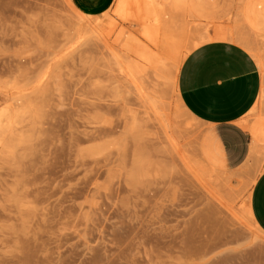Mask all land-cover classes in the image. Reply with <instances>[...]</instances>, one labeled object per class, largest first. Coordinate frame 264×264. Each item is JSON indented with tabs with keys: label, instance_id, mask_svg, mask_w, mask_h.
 <instances>
[{
	"label": "rangeland",
	"instance_id": "rangeland-1",
	"mask_svg": "<svg viewBox=\"0 0 264 264\" xmlns=\"http://www.w3.org/2000/svg\"><path fill=\"white\" fill-rule=\"evenodd\" d=\"M245 2L114 0L80 17L67 0H0V264H264V233L244 212L264 146L232 163L177 89L206 41L264 60ZM77 19L95 30L76 37ZM148 49L165 56L156 90L170 139L141 97ZM259 68L260 95L237 122L251 137L264 125Z\"/></svg>",
	"mask_w": 264,
	"mask_h": 264
},
{
	"label": "crops",
	"instance_id": "crops-1",
	"mask_svg": "<svg viewBox=\"0 0 264 264\" xmlns=\"http://www.w3.org/2000/svg\"><path fill=\"white\" fill-rule=\"evenodd\" d=\"M80 12L96 16L114 0H70ZM262 85L259 65L241 44L212 39L193 48L183 60L177 78L179 99L195 119L211 126L232 163L247 152L260 151L264 135L254 138L237 122L254 106ZM248 205L255 223L264 232V169L251 186Z\"/></svg>",
	"mask_w": 264,
	"mask_h": 264
},
{
	"label": "bare ground",
	"instance_id": "bare-ground-1",
	"mask_svg": "<svg viewBox=\"0 0 264 264\" xmlns=\"http://www.w3.org/2000/svg\"><path fill=\"white\" fill-rule=\"evenodd\" d=\"M201 1V0H200ZM67 3L71 8L74 9L76 13L80 17H92L87 14H84L80 11H78L73 4L71 3L70 0H67ZM170 5L173 7V9H178V8H183L186 4L189 3V0H169ZM241 14L245 20V22L262 32H264V0H246L245 4L242 7ZM78 23H80V28H78L76 37H79L83 34V30L88 31V32H93L96 28L97 23L93 24V21L88 20V21H83L81 19H77ZM226 37L225 34H220L219 37ZM230 36V35H228ZM197 44H194L193 46L195 47ZM141 72H142V77L148 80L147 85L144 84L142 87L144 91H141V97L143 101V105L147 108V110L152 111V113L155 115V118H158V123L160 128L162 129V132L165 135L166 139H170L169 136L166 135V124L161 120L158 111H160L163 108V102L160 100V96L157 94L156 87L161 84L160 79L163 78V65L165 61V56L163 52H158L156 50L148 49L142 52L141 55ZM257 62L260 67L263 66V56H258L257 57ZM146 81V80H145ZM179 104L180 106L186 110L179 99ZM193 117V116H192ZM251 133L254 138L257 139L260 135H264V125L256 124L251 127ZM211 138L209 140L210 143H212L216 149L221 150V143L216 134L212 131L211 132ZM169 141V140H168ZM171 143V141H169ZM218 152L221 156H223V151H216ZM209 155H211L209 153ZM212 156V155H211ZM255 179L251 178L248 180L246 183V186L251 182L252 184L254 183ZM249 199V196H248ZM245 216L250 222L261 232H263L259 226L255 223L253 220V217L251 215L249 205L248 203H245V208H244ZM264 233V232H263Z\"/></svg>",
	"mask_w": 264,
	"mask_h": 264
}]
</instances>
